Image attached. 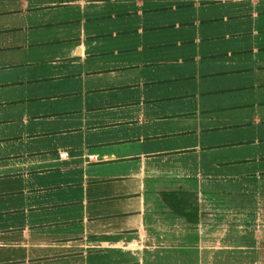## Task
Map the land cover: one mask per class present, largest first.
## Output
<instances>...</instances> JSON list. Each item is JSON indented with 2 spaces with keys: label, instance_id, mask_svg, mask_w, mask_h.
<instances>
[{
  "label": "crops",
  "instance_id": "obj_1",
  "mask_svg": "<svg viewBox=\"0 0 264 264\" xmlns=\"http://www.w3.org/2000/svg\"><path fill=\"white\" fill-rule=\"evenodd\" d=\"M237 16L242 18H231ZM23 49L48 55L22 64L39 62L33 77L16 86L0 84V90L5 85L32 90L0 97V179L48 171L45 164L61 162L80 169L85 190L111 180L127 183L114 196L93 194L81 201L77 217L102 220L101 230L91 233L103 237L80 264H105L99 259L107 255L116 264H216L220 258L226 264L236 250L250 264H264V0H0V52ZM63 58L69 59L54 64ZM44 66L60 71L46 76ZM35 76L53 80L36 86L29 82ZM56 79L66 90L46 95L45 84ZM37 95L42 99L32 100ZM48 102L69 106L59 112L70 114L43 112ZM11 106L34 110L17 118ZM99 106L105 112L87 109ZM60 118L75 122L63 132L87 128L95 134L93 145L27 148L34 138L54 132L43 128L44 121ZM123 121L134 123L109 127ZM129 138L137 141L124 143ZM104 145L122 153L92 149ZM63 149L66 159L59 156ZM90 155L119 162L123 171L84 186V178H103L91 171L95 164L79 167ZM167 160L171 173L184 168V187L196 198L184 203L153 193L151 178ZM170 176L160 183L180 188ZM99 197L106 199L88 203ZM107 200L118 204L99 207ZM183 203L185 213L168 208ZM50 205L39 214L53 211ZM91 205L98 208L90 211ZM33 208L22 211H38ZM8 219L11 223L0 226V264H34L38 250L51 251L49 243L41 249L31 244V226L59 219Z\"/></svg>",
  "mask_w": 264,
  "mask_h": 264
},
{
  "label": "rangeland",
  "instance_id": "obj_2",
  "mask_svg": "<svg viewBox=\"0 0 264 264\" xmlns=\"http://www.w3.org/2000/svg\"><path fill=\"white\" fill-rule=\"evenodd\" d=\"M231 18H242L241 16L231 17ZM49 33V32H46ZM50 34V33H49ZM241 35H245V33H241ZM60 43V42H59ZM62 43V42H61ZM60 48V46H59ZM18 50L19 47H16ZM47 51L43 49H23L20 51L8 50L6 52H0V84H4L5 82L20 83L19 81H23L25 78L33 77V73L31 70H38L39 62L32 61L28 62L26 68L22 67L24 62H27L33 58H38L44 60L47 57ZM69 58H63L59 60H55L54 64H60L59 61H65ZM55 70H54V69ZM50 68L48 66H44L41 69V73L46 76L56 75L60 70L58 68ZM80 68V67H79ZM101 71H93L92 74H98ZM27 73V74H26ZM53 80L49 77H40L35 76L29 82L38 86L44 84L49 80ZM50 80V81H51ZM18 81V82H17ZM90 85H94L93 83ZM14 86L5 85L0 90L1 99H5L4 97H14L19 95L17 90L22 89L21 94H29L32 92L31 87L28 89L23 87L14 88ZM71 87V85H69ZM66 90V83L61 82L59 79H56L53 82H48L45 84V88L43 92L47 95L49 93L60 92ZM38 99H42V96H35L32 100L36 101ZM69 107V106H57L54 102H48L45 106H41V109L45 113H53L52 116L59 117L70 114V112H59L61 109ZM39 109V108H38ZM92 111H104L106 107H93L87 108ZM11 112L16 114V117L26 110L28 113L33 112V106H11ZM56 112V113H55ZM76 112V111H74ZM73 112V113H74ZM105 112V111H104ZM12 115L14 116V114ZM72 113V112H71ZM12 116V117H13ZM43 117L42 114H37V117ZM74 121L65 120L62 118L57 120H49L44 121L42 123L43 128L46 129L47 126L50 129L54 130L51 134L40 135L34 138L27 146L28 149H32L34 151H55L58 147L65 148H75L77 146L87 147V145H93V141L96 137L95 134L90 132L87 128L78 130L75 133L63 132L61 129H66L71 127L74 124ZM130 123H134V121H126L123 123H112L109 124V127H115L119 124L122 125H130ZM33 129L35 127L33 126ZM60 129V130H59ZM126 142H134L137 139L129 138L123 140ZM107 147V148H105ZM82 148V149H83ZM94 151L103 152V151H114L116 154L122 153L119 152L117 148H114L112 145H104L102 147H93ZM61 151H67L66 149ZM68 152V151H67ZM69 153V152H68ZM91 153V152H90ZM125 160H137V157L129 158ZM102 162V163H101ZM166 168L162 166H158L159 175L153 176L151 181L153 180V193H159V197L165 200H173L175 198H180L185 203V200L188 198H196L193 196V191L186 189L184 183L186 182L187 175L184 172V168L181 171L176 172L172 168H170V163L167 160ZM95 164V165H94ZM94 165V166H92ZM92 166V167H91ZM49 168L48 171L35 172L28 176L24 175H12L9 173L4 174L3 178L0 179V226L4 227V225H8L11 221L8 219L13 216L16 220L15 223H22L26 219L31 222L37 221L38 219L47 222L49 219H59L57 221H51L49 224H39L31 226L32 231V240L31 244L34 245L35 248L41 249V246L49 243L51 246V251L49 252H36V255L33 257L34 264H51L52 262H58L59 264H80V260L85 258L90 252L94 251V248L97 249L99 247L102 235L98 233H91L100 231V220L96 217L89 216H80L82 213V206L80 205L81 201L87 195L100 194V195H109L114 196L117 192H120L127 187V183L124 184L120 180H111L108 181L109 177L115 175L117 172L123 171L124 165L119 162H104L100 156H97L95 159L88 158L87 156L84 159L79 161V167L84 170H88L91 167V171H99L100 175L103 178L90 176L88 178H84V186H92L97 184H102L98 187H92L88 190H85L82 185V172L77 168H70L67 163L55 162L50 164H45L43 168ZM154 166L151 168L153 169ZM174 175L175 182H180L182 185L177 189V185L171 187L169 185H165L162 183H168L169 179H171L170 175ZM175 174L179 175V178L176 177ZM164 179H168V181H163ZM162 182V183H160ZM185 186V187H184ZM195 194V193H194ZM106 199L105 197L99 198H91L88 200V203L92 202H101ZM180 207H168L173 211H183L185 213V204ZM52 204V205H50ZM82 204V203H81ZM114 204H118L116 200H107L104 205H99L102 209H107L109 207L112 208ZM47 209L52 208L53 211L46 212L44 214H39L42 212L44 207L47 206ZM35 206L33 208L38 211H31L28 214H24L22 210H25L27 207ZM38 207V208H37ZM98 208L97 206H89V210ZM86 209V208H85ZM84 211V210H83ZM65 219L64 217H68ZM98 219L100 221H98ZM103 223V222H102ZM98 224V225H97ZM91 225H94V228L90 230L84 231L86 227L89 229ZM97 225V226H95ZM48 253L49 255H45ZM6 251H2V255H5ZM234 255L226 256V264H250V260L247 259V256L243 254L242 251L236 250L233 252ZM220 257L223 254H219ZM104 258L99 259V262H103L105 264H116L118 263L116 258L107 255L102 256ZM169 257V255L167 256ZM181 259H184V255ZM247 262H245V260ZM216 264H224L222 258H220L219 262Z\"/></svg>",
  "mask_w": 264,
  "mask_h": 264
},
{
  "label": "built area",
  "instance_id": "obj_3",
  "mask_svg": "<svg viewBox=\"0 0 264 264\" xmlns=\"http://www.w3.org/2000/svg\"><path fill=\"white\" fill-rule=\"evenodd\" d=\"M59 156H60V158H62V159H66V158L68 157V152H67V151H61V152L59 153ZM90 158H94V156H93V155H90Z\"/></svg>",
  "mask_w": 264,
  "mask_h": 264
}]
</instances>
